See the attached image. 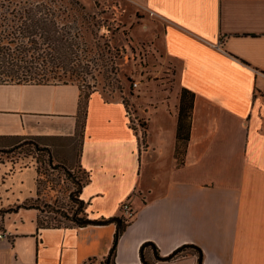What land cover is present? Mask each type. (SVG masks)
I'll return each instance as SVG.
<instances>
[{
    "label": "crops",
    "instance_id": "1",
    "mask_svg": "<svg viewBox=\"0 0 264 264\" xmlns=\"http://www.w3.org/2000/svg\"><path fill=\"white\" fill-rule=\"evenodd\" d=\"M133 2L161 19L170 72L163 110L139 109L143 149L121 100L93 92L79 139L78 84L21 82L0 83V149L40 138L55 165L86 173L79 199L88 220L121 219L130 199L134 217L114 264H142L143 245L148 264H198L191 249L162 262L151 250L166 258L191 245L201 264H264V0ZM181 94L192 107L177 139ZM36 177L33 166L6 176L0 211L33 198ZM38 215L0 217V264L106 263L115 222L38 228Z\"/></svg>",
    "mask_w": 264,
    "mask_h": 264
},
{
    "label": "rangeland",
    "instance_id": "2",
    "mask_svg": "<svg viewBox=\"0 0 264 264\" xmlns=\"http://www.w3.org/2000/svg\"><path fill=\"white\" fill-rule=\"evenodd\" d=\"M76 1L89 16H77L75 27L83 33L81 47L84 51L80 52L79 59L71 57L66 69L49 68L41 76L20 79L0 76V83H76L82 87L83 93L99 92L111 99L125 100L127 110L138 121L145 140L146 115L139 109L144 104H152L163 110V87L168 89L170 81V76H165L170 72L163 63L160 48L162 21L152 17L134 0ZM65 3L62 0L58 5ZM69 14L77 15L73 10ZM93 57L98 59L96 65L89 60ZM35 160H38L39 198L25 205L35 204L42 209V225H68L66 219L76 209L68 195L77 189V184H71L72 180L58 169L50 171L46 155L37 153L33 145L21 144L0 151V183L13 171L27 168ZM46 204L50 206L46 207ZM8 209L14 208L4 210Z\"/></svg>",
    "mask_w": 264,
    "mask_h": 264
},
{
    "label": "trees",
    "instance_id": "3",
    "mask_svg": "<svg viewBox=\"0 0 264 264\" xmlns=\"http://www.w3.org/2000/svg\"><path fill=\"white\" fill-rule=\"evenodd\" d=\"M62 2V0H59ZM57 0H0V76L2 78L14 77L16 79L41 76L51 69H66L67 64L71 57L79 59L82 50L83 33L75 27L77 23V16L89 17L83 13L85 8L76 0H65V5H58ZM70 10H73L77 15H70ZM93 65L97 64V58H90ZM66 63V64H65ZM81 87V86H80ZM90 93H81L79 98L76 137L81 139L83 137V128L86 118V106L90 97ZM184 93V92H183ZM123 105L127 110L125 100H122ZM191 102L184 99V94H181L179 102V115H178V130L177 139L180 137L182 131V121H187L190 111ZM184 142L187 137L184 136ZM33 145V149L37 153H44L46 155V164L49 166L50 171L56 169L62 171V174L72 180L71 184H77V189L71 191L68 199L76 209L66 219L68 225H50L41 224L42 209L35 204L25 205L26 203L37 201L39 198L38 192V160H35L31 166L35 167L37 172L36 177V191L33 198L25 200L21 205L14 209L0 211V217L4 214L14 212L18 209H33L38 211L37 218L38 228H58V227H86L89 225H105L112 223L111 221H91L88 220L84 212L85 204L79 199L81 189L89 181L86 173L79 171V169H67L59 165H55L51 157V150L49 147L40 140V138H27L19 140L11 147L2 148V150L11 149L17 145ZM76 170V171H75ZM77 176H81L78 178ZM84 178V180L82 179ZM73 184V185H74ZM49 207L50 205H45ZM131 222V221H130ZM130 222H122L121 227L114 235L112 247L105 261L109 264H114V254L117 241L120 235ZM145 246L140 249V257L142 262H146ZM191 249L201 258V251L195 246H184L176 250L169 259L178 256L184 249ZM151 250L157 254V249L152 246ZM168 261V260H167ZM148 264V263H147ZM199 264V263H198ZM201 264V263H200Z\"/></svg>",
    "mask_w": 264,
    "mask_h": 264
},
{
    "label": "built area",
    "instance_id": "4",
    "mask_svg": "<svg viewBox=\"0 0 264 264\" xmlns=\"http://www.w3.org/2000/svg\"><path fill=\"white\" fill-rule=\"evenodd\" d=\"M126 118H127V122L129 127H131V129L135 132V134L137 135V138L139 140V145L141 146V148L143 149L144 147V139H143V134H142V128L140 127L138 121L135 119L133 113H129L128 110H126ZM120 211L122 214L121 219L124 222H130L132 221L133 217H134V210L132 208V204L130 199L124 201L123 203H121L120 205ZM7 234L5 233H0V239H6Z\"/></svg>",
    "mask_w": 264,
    "mask_h": 264
},
{
    "label": "water",
    "instance_id": "5",
    "mask_svg": "<svg viewBox=\"0 0 264 264\" xmlns=\"http://www.w3.org/2000/svg\"><path fill=\"white\" fill-rule=\"evenodd\" d=\"M111 221H113V222H115L117 224V229H119L121 227L122 220L120 218H114ZM152 254H153V258L155 260L159 261V262L167 261V260H169L173 256V255H170L169 257L161 258V257L158 256V254L154 250L152 251ZM198 263L199 264L201 263V258L200 257H199ZM105 264H109V263L106 262ZM142 264H147V263L142 262Z\"/></svg>",
    "mask_w": 264,
    "mask_h": 264
}]
</instances>
